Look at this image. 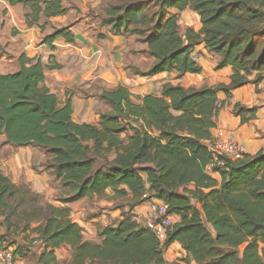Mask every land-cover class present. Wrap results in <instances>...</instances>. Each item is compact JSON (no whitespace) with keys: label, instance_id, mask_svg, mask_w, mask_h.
I'll return each instance as SVG.
<instances>
[{"label":"trees","instance_id":"obj_1","mask_svg":"<svg viewBox=\"0 0 264 264\" xmlns=\"http://www.w3.org/2000/svg\"><path fill=\"white\" fill-rule=\"evenodd\" d=\"M7 1L27 9L28 27L67 11L63 0ZM186 8L199 16L197 31H180ZM103 12L100 23L111 33L136 35L154 57L147 70L134 68V74L200 73L194 48L203 43L218 68L231 67L230 81L188 88L166 82L159 95L136 100L118 85L99 95L109 110L97 123H79L71 99L61 103L45 84L44 70L58 64L20 54L16 71L0 73V135L41 151L39 166L59 184L60 203L110 194L124 199L129 211L97 225L98 241L87 239L68 207L42 201L29 184L12 182L0 169V226L32 235L25 244L39 242L35 264H165L164 250L174 242L188 264H264V148L237 158L215 155L211 134L217 92L229 97L263 78L264 0H108ZM58 37L72 40L68 27L43 40ZM232 112L246 122L257 106L235 103ZM152 197L176 219L163 243L130 214ZM62 247L69 249L67 262L56 256Z\"/></svg>","mask_w":264,"mask_h":264},{"label":"crops","instance_id":"obj_2","mask_svg":"<svg viewBox=\"0 0 264 264\" xmlns=\"http://www.w3.org/2000/svg\"><path fill=\"white\" fill-rule=\"evenodd\" d=\"M103 3L104 0H63L67 8L64 14L42 18L40 24H44L41 27H28L24 19L27 9L22 4L0 0V73L16 71L20 54L40 59L44 64H58V67L44 70L45 84L61 103L67 98L71 99L72 117L79 123H97L99 113L109 110L99 95L103 90H112L118 85L126 87L136 100L146 94L159 95L166 82L185 88L229 83L231 67L226 65L218 68L217 57L208 53L203 43L194 48L197 63L202 68L200 73L178 75L176 71H169L149 76L134 74V68L147 70L153 64L154 57L148 54L147 45L138 41L136 35H116L109 31L107 25L93 21L99 18L98 12ZM200 26L199 16L191 9L186 8L180 12L181 32L188 27L197 31ZM64 27H68L71 41L64 37L52 41L43 40L54 29ZM217 97L220 107L215 119L216 126L211 130L212 136L231 139L242 145L244 153L248 154L264 148V72L258 83L235 88L229 97L223 91H218ZM235 103L257 106L255 117L241 122L240 117L232 112ZM0 136L3 139L0 145V169L12 182L27 183L40 194L54 189L52 175L39 166L44 158L37 147L14 146L5 141L4 135ZM30 149L33 150L32 155ZM36 153H39V157H34ZM210 174L219 178L215 172ZM45 200L68 207L71 219L93 236L96 235L95 223H105L104 215L95 216L91 220L79 219L84 209V198L69 203H60L47 196ZM135 210L141 212L144 207L138 206ZM112 216L116 217V210ZM117 217L121 218L120 215ZM9 247L15 249L16 245ZM184 257L185 253L177 242L164 250L165 264H185L178 260ZM15 264H24L18 254L15 255ZM189 264L195 263L190 261Z\"/></svg>","mask_w":264,"mask_h":264},{"label":"rangeland","instance_id":"obj_3","mask_svg":"<svg viewBox=\"0 0 264 264\" xmlns=\"http://www.w3.org/2000/svg\"><path fill=\"white\" fill-rule=\"evenodd\" d=\"M107 2H108V0L104 1L101 9H104L105 4H107ZM101 9H100V11L98 10L99 11L98 12V17L99 18L95 19L93 21H95V22H100L101 21V18L103 17V11ZM91 14L93 15L94 12H91ZM2 141H3V139L0 136V145H1ZM30 152H31V155H32L33 154V150L30 149ZM36 156L39 157V153H36L34 155V157H36ZM55 182L56 181L53 179L52 186H53L54 189H52L49 192L46 191V193H41L40 194L42 201H44L45 196H47L48 199L56 200V198L58 196L62 195V191L60 189L59 184L55 183ZM110 196L111 195L108 194V195H105V196H103L101 198H99V197L84 198V203L82 204L84 209L80 213L79 219H81V220H91L95 216L104 215L103 219H104L105 223H101V222L97 221L95 223L96 227H97V225L104 226V224H110V223L116 222L118 220L117 216L121 215V212L129 211V207H127L125 205L124 199H122V198L112 199ZM81 207L79 206L78 208H81ZM114 210H116V217L112 216V212ZM95 226H94V228H95ZM82 228H83V235H84L85 238L93 237V238H91L92 240H94V241H98L99 240L97 235L93 236V235L90 234V232L86 228H84V227H82ZM26 233L27 232H24L22 230H15V231L9 230L8 233H7L5 231V228L3 226H0V241L1 242L2 241L5 242V243L2 242L3 246H5V247L14 246V245H16L18 247V245H19L20 249L18 250V254L19 255H24L26 257V263L35 264L36 263L35 254L38 252L39 242H34V243L30 242L29 244L23 243V241H25L27 243L29 238L32 237V235H31L30 237L25 238V234ZM12 250L15 251V249H12ZM56 256H57V258H58V260L60 262H67L69 260V258H70L69 249L67 247H62V248L58 249L56 251ZM178 260L182 261L185 264H188L185 261V259L178 258Z\"/></svg>","mask_w":264,"mask_h":264},{"label":"built area","instance_id":"obj_4","mask_svg":"<svg viewBox=\"0 0 264 264\" xmlns=\"http://www.w3.org/2000/svg\"><path fill=\"white\" fill-rule=\"evenodd\" d=\"M197 59V56H194ZM213 151L215 155H224L231 158L239 157L244 148L242 145L231 139L220 136L214 138ZM216 158V157H215ZM146 197V194L144 195ZM144 207V211H136L135 207ZM130 214L132 219L142 226L150 229L160 243H163L167 236L168 228L175 222V216L167 212V205L155 197L146 198L140 205L135 206ZM0 264H15V256L10 247L3 246L0 241Z\"/></svg>","mask_w":264,"mask_h":264}]
</instances>
